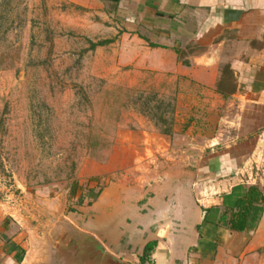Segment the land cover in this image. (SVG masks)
<instances>
[{
    "label": "rangeland",
    "instance_id": "rangeland-1",
    "mask_svg": "<svg viewBox=\"0 0 264 264\" xmlns=\"http://www.w3.org/2000/svg\"><path fill=\"white\" fill-rule=\"evenodd\" d=\"M88 25L67 0H0V247L16 237L49 255L65 229L114 235L119 195L96 200L106 186L145 184L142 199L156 182L166 198L176 182L166 177L185 172L203 190L217 156L235 159L225 178L264 190V104L204 90L180 99L178 85L147 75L134 83L111 51L92 47L104 40Z\"/></svg>",
    "mask_w": 264,
    "mask_h": 264
},
{
    "label": "crops",
    "instance_id": "crops-1",
    "mask_svg": "<svg viewBox=\"0 0 264 264\" xmlns=\"http://www.w3.org/2000/svg\"><path fill=\"white\" fill-rule=\"evenodd\" d=\"M67 2L83 11L93 31L89 35L107 41L98 47L111 51L116 66L136 78L132 82L147 75L152 77L150 83L178 85L180 99H194L190 93L204 90L214 99L242 95L250 103L264 104V0ZM216 108L211 104L204 114L216 115ZM213 162L216 167L209 177L215 182L204 191L196 181L185 185V172L166 177L176 180L166 198L157 194L161 186L156 182L142 199L139 190L145 184L106 186L96 200H106L113 191L119 195L109 220L115 224L114 235L107 232L97 238L78 229L62 231L68 236L93 235L129 264H264V209L254 229L238 232L226 225L231 205L254 184L224 177L235 163L228 154L214 157ZM202 194L208 198H199ZM57 236L49 255L12 238L0 247V264H89L64 243L55 246ZM151 241L155 245L148 260L140 263L144 246ZM18 245L24 251L20 256Z\"/></svg>",
    "mask_w": 264,
    "mask_h": 264
},
{
    "label": "trees",
    "instance_id": "trees-1",
    "mask_svg": "<svg viewBox=\"0 0 264 264\" xmlns=\"http://www.w3.org/2000/svg\"><path fill=\"white\" fill-rule=\"evenodd\" d=\"M107 41L93 43L92 47L103 45ZM148 101H145L146 110H149ZM166 122V120H163ZM171 131L167 129L164 134H169ZM95 199H84L80 197L78 204L86 207L93 204ZM264 209V195L260 192L256 185L249 186L247 191L231 205V212L227 221V226L231 229L242 232L247 229H254ZM155 245L154 241L148 242L143 249V255L140 257V263L148 260L151 251Z\"/></svg>",
    "mask_w": 264,
    "mask_h": 264
},
{
    "label": "water",
    "instance_id": "water-1",
    "mask_svg": "<svg viewBox=\"0 0 264 264\" xmlns=\"http://www.w3.org/2000/svg\"><path fill=\"white\" fill-rule=\"evenodd\" d=\"M64 243L66 247L73 249L75 257H78L81 262L89 264H129L124 262L110 252L93 236L90 234L70 235L67 232L61 231L54 245L58 246Z\"/></svg>",
    "mask_w": 264,
    "mask_h": 264
}]
</instances>
